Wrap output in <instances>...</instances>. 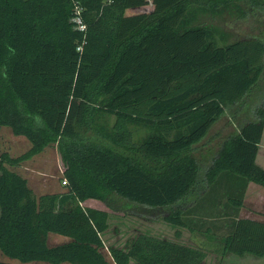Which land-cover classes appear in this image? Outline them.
Segmentation results:
<instances>
[{
  "label": "trees",
  "instance_id": "1",
  "mask_svg": "<svg viewBox=\"0 0 264 264\" xmlns=\"http://www.w3.org/2000/svg\"><path fill=\"white\" fill-rule=\"evenodd\" d=\"M242 1L253 10L264 6V0H0V127L31 142L19 155L0 154V250L19 260L0 264L204 260L198 247L147 233L108 245V258L103 233L110 214L83 202L94 198L119 209L118 199H126L193 228L189 215L203 195L209 199L207 189L228 181L237 211L250 181L264 186L256 160L264 132V36L230 39L206 20L246 15ZM243 101L250 114L204 162L196 145ZM138 126L147 134L133 141ZM53 144L67 189L37 196L13 167ZM51 232L70 239L50 245ZM223 242L225 253L264 256V220L237 217Z\"/></svg>",
  "mask_w": 264,
  "mask_h": 264
},
{
  "label": "rangeland",
  "instance_id": "2",
  "mask_svg": "<svg viewBox=\"0 0 264 264\" xmlns=\"http://www.w3.org/2000/svg\"><path fill=\"white\" fill-rule=\"evenodd\" d=\"M241 6L246 9V15L244 16L235 11L217 18L210 16L206 20L213 22L220 29L226 31L230 39L250 35L264 36V6L261 7V10H253L250 8L251 6L243 1ZM246 101H243L241 105L234 106L231 110L227 109L225 114L219 117L210 127L207 135L196 145L195 154L202 158L204 162L210 152L217 150L221 140L237 129L238 121H243L246 114H250V105H248L250 102L246 104ZM113 121L114 117L111 119V123ZM132 130L133 141H137L147 134V129L143 127H133ZM261 144L264 145V132ZM30 146L31 142L25 136L14 134L9 126L0 127V154L3 151H9L12 155H19ZM257 163L264 166V146L258 152ZM13 168L30 180H28L29 185L37 196L47 192H60L67 189V184L63 183L64 163L57 144L48 146L41 153ZM257 185L247 187L244 194V204L237 211L229 201L230 195L237 192L229 191L228 181L221 183L219 186L217 185L216 192L214 190L209 193L210 189H207L205 195H208L209 199H205L203 195L201 204L200 202L196 204L193 202L195 204L194 208H197L195 213L189 215L192 218L190 225L193 228L175 226L164 219L163 212H145L140 204L131 203L126 199H118L116 205L119 209H113L104 201L94 198L87 199L83 202V205L105 209L110 214L109 227L103 233L105 241L103 251L108 258H110L108 245L124 246L137 235L147 233L202 249L206 255L200 264H264V256L249 253H225L223 251V237L232 230L233 221L237 217H252L264 220V186L258 183ZM235 193L234 195H236ZM213 197L216 200H211ZM69 239L68 236L51 232L48 243L56 245ZM0 260L19 262L18 259L7 256L1 250ZM28 264L53 263L40 260ZM60 264L72 263L62 262Z\"/></svg>",
  "mask_w": 264,
  "mask_h": 264
},
{
  "label": "built area",
  "instance_id": "3",
  "mask_svg": "<svg viewBox=\"0 0 264 264\" xmlns=\"http://www.w3.org/2000/svg\"><path fill=\"white\" fill-rule=\"evenodd\" d=\"M74 21L76 22V26L81 29L84 30L85 29V24L83 23L82 19L79 16H75L74 17ZM66 180H63V183L66 184Z\"/></svg>",
  "mask_w": 264,
  "mask_h": 264
},
{
  "label": "crops",
  "instance_id": "4",
  "mask_svg": "<svg viewBox=\"0 0 264 264\" xmlns=\"http://www.w3.org/2000/svg\"><path fill=\"white\" fill-rule=\"evenodd\" d=\"M262 137H263V135H262ZM262 140V139H261ZM262 146H264L263 144H261V142H260V144H259V150H260V148L262 147ZM257 160V159H256ZM261 166V165H260ZM262 167H264V166H262ZM29 180V179H28ZM30 181V180H29ZM29 184H30V182H29ZM257 185V183H255L254 181H250L249 182V185H248V188L249 187H251L252 185ZM257 186H259V185H257Z\"/></svg>",
  "mask_w": 264,
  "mask_h": 264
}]
</instances>
